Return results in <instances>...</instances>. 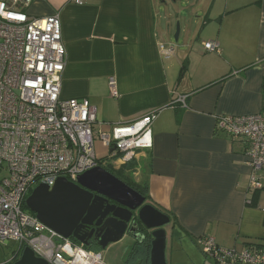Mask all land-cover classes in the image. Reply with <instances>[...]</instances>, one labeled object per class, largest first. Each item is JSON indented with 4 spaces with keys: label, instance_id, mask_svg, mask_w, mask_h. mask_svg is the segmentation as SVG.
<instances>
[{
    "label": "crops",
    "instance_id": "obj_1",
    "mask_svg": "<svg viewBox=\"0 0 264 264\" xmlns=\"http://www.w3.org/2000/svg\"><path fill=\"white\" fill-rule=\"evenodd\" d=\"M170 1L187 22L201 26L197 47L175 58L159 50L171 44L172 32L170 12L162 14L157 0H87L82 6L31 0L19 10L31 18L59 17L65 50L60 95L88 101L96 133L155 113L152 148L132 163L110 157L98 142L96 153L109 172L147 188L146 203L172 221L168 239L180 232L199 256L203 236L222 249L264 246V178L262 189L248 195L245 143L216 128L222 116H253L264 108V0ZM209 42L218 44V53L204 51ZM179 97L185 107L175 103ZM203 258L200 264H213Z\"/></svg>",
    "mask_w": 264,
    "mask_h": 264
},
{
    "label": "built area",
    "instance_id": "obj_2",
    "mask_svg": "<svg viewBox=\"0 0 264 264\" xmlns=\"http://www.w3.org/2000/svg\"><path fill=\"white\" fill-rule=\"evenodd\" d=\"M31 0L0 2V245L15 242L48 264H104L101 255L64 239L25 213V201L40 185L49 189L62 178L76 184L82 174L107 163L96 143L111 150L123 165L153 145L155 113L95 132V109L86 100L61 98L65 50L57 15L31 18L19 10ZM87 0H72L82 6ZM219 52L218 44H202ZM166 56L174 47L159 46ZM112 97L118 95L109 79ZM175 103L185 107V98ZM217 130L242 139L251 170L248 195L262 189L264 178V108L253 116H222ZM27 209V208H26ZM201 254L213 264H264V246L222 249L211 236L198 239Z\"/></svg>",
    "mask_w": 264,
    "mask_h": 264
},
{
    "label": "water",
    "instance_id": "obj_3",
    "mask_svg": "<svg viewBox=\"0 0 264 264\" xmlns=\"http://www.w3.org/2000/svg\"><path fill=\"white\" fill-rule=\"evenodd\" d=\"M180 34L177 25L175 43ZM144 196L103 168H94L77 179L76 184L58 179L52 188L40 185L25 201V206L38 221L64 239L82 243L80 231L92 225V237L100 250L127 236L132 243L142 244L147 232L150 240L149 264H166V232L170 218L146 203ZM142 234V235H141ZM13 264H48L29 248L19 253Z\"/></svg>",
    "mask_w": 264,
    "mask_h": 264
},
{
    "label": "rangeland",
    "instance_id": "obj_4",
    "mask_svg": "<svg viewBox=\"0 0 264 264\" xmlns=\"http://www.w3.org/2000/svg\"><path fill=\"white\" fill-rule=\"evenodd\" d=\"M157 3H162L160 6V8L163 9L162 14H164V9L170 12V25L172 32L170 36V45L173 46L175 50L174 54L172 55L174 56L173 58L177 57V55L182 51H189L191 45L197 47L198 41L196 40V35L194 34L199 33V30L201 29L200 24L197 23L194 25L191 21L187 22L188 19L184 18L182 11L177 13V8L180 5L172 8L173 5L170 0H157ZM193 19L196 20L195 17ZM177 24H179L181 35H179L178 42L175 43L173 36ZM182 28L183 32H181ZM24 212L29 214L31 213L27 209H24ZM171 225L172 221L170 220V224L166 228L168 237L172 231ZM179 233L176 231L175 235L172 236V239H167L165 247L166 264H200L201 261L205 262L203 256H199L197 251L195 252V248L188 244V240H181V234ZM131 243L132 241L127 236H125L121 241L110 244L105 250H101L99 253L101 255L102 262L104 264H122V254L125 248ZM21 250L23 249L18 243L15 242H6L4 245H0V264H8L14 253H18ZM207 264L210 263L208 262Z\"/></svg>",
    "mask_w": 264,
    "mask_h": 264
},
{
    "label": "trees",
    "instance_id": "obj_5",
    "mask_svg": "<svg viewBox=\"0 0 264 264\" xmlns=\"http://www.w3.org/2000/svg\"><path fill=\"white\" fill-rule=\"evenodd\" d=\"M184 71H185V64H183L180 74H183ZM105 170L108 171L107 169ZM111 174L114 175L119 180H121L122 182H124L126 185H128L132 189H134L136 192L144 196L146 200H148L147 188L145 186L134 185L130 181L124 180L119 174H113V173ZM24 209L26 208L24 207ZM74 244H78V243L74 242ZM145 244H143V246L142 244L139 245L140 247L142 246L141 248H137L138 244H134V246L129 247L128 251H126L123 257L122 264H149L150 240H147ZM84 249L87 251H91V252L92 250L101 251L97 247V245H95V247H92V248L84 247Z\"/></svg>",
    "mask_w": 264,
    "mask_h": 264
},
{
    "label": "flooded vegetation",
    "instance_id": "obj_6",
    "mask_svg": "<svg viewBox=\"0 0 264 264\" xmlns=\"http://www.w3.org/2000/svg\"><path fill=\"white\" fill-rule=\"evenodd\" d=\"M95 230V228L92 226V225H87V226H84L83 228H82V230L80 231V237H84L83 238V240H82V243H79L77 240H75L74 238H70L69 240L72 242V243H74V242H76V243H78V244H80V245H82L83 247H88V248H92V247H95V245H96V242L94 241V236L92 237V231H94ZM141 231V233H143L146 237H145V240L143 239V241H142V246H143V244H145L146 242H147V240H149V238H148V234H147V232L146 231H143L142 229L140 230ZM142 235V234H141ZM139 245H141V244H138L137 246V248H141ZM146 245V244H145ZM18 258H19V256H17L16 258H14V259H11L9 262H8V264H13L14 262H16L17 260H18Z\"/></svg>",
    "mask_w": 264,
    "mask_h": 264
}]
</instances>
